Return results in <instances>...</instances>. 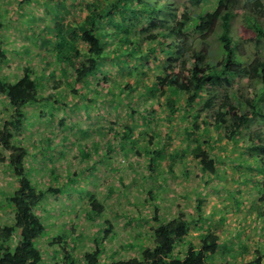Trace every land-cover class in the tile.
Listing matches in <instances>:
<instances>
[{
    "label": "rangeland",
    "instance_id": "374dc122",
    "mask_svg": "<svg viewBox=\"0 0 264 264\" xmlns=\"http://www.w3.org/2000/svg\"><path fill=\"white\" fill-rule=\"evenodd\" d=\"M58 1L63 8L55 6L54 0H0V50L6 56L0 62V77L13 80L30 62L45 98L25 106L24 125L13 132V139L27 150L26 171L34 186L60 188L56 194H46L36 208L42 224V234L36 240L43 254L40 264H61L62 247L81 262L83 253L94 248L96 241L102 248L99 264L137 256L151 243L155 208L162 219L178 212L197 218V196L205 199L203 218L190 223L185 239L176 244L174 253L183 252L187 242L200 233L213 231L220 238L216 261H252L257 243L264 248L258 242L264 236V230L259 231L264 223L255 220L260 205V175L248 166L254 164L249 150L240 141L231 145L223 137L210 144L201 141L205 153L219 158L214 176L201 172L184 128L190 126L193 113L201 118L213 110H201V98L192 108L180 106L171 125L166 122L160 104L163 97L158 92L151 94L148 85L155 81L157 63L164 60L167 52L142 58L138 50L117 59L112 52L115 41L108 38L100 59L101 71L72 86L73 64L59 65L53 56L54 44H42L40 40L51 36L47 27L56 22L66 32L74 30V39H67L78 53L69 50L68 54L75 65H80L86 48L76 25L95 0ZM213 1L168 0L157 23L171 25L184 10H199ZM259 1L262 4L257 7L253 0H227L234 12L230 30L237 42L236 56L246 62L257 53L264 56V42H257L243 21L244 15L250 14L264 27V0ZM136 24L129 35L140 37L141 48L157 42L158 25L150 26L149 19L143 17ZM190 33L188 38L198 42L195 32ZM215 35L209 36L205 45L218 51ZM173 40L170 36L164 44ZM123 90L127 92L124 96ZM262 91L260 80L248 81L245 76H233L232 84L225 90L229 100L240 93L262 99ZM48 93H52L51 98ZM176 101L184 103L180 94ZM10 110L6 98L0 95V125ZM120 128L128 129L124 138L127 144L120 142ZM207 129L209 137L214 136L212 127ZM257 129L264 134V117L250 123V131ZM185 145L188 148L181 153ZM0 154L5 157L0 161V222L12 223V209L5 196L15 189L16 183L7 163L8 152L0 148ZM92 201L102 206L101 211L91 209Z\"/></svg>",
    "mask_w": 264,
    "mask_h": 264
},
{
    "label": "trees",
    "instance_id": "16d2710c",
    "mask_svg": "<svg viewBox=\"0 0 264 264\" xmlns=\"http://www.w3.org/2000/svg\"><path fill=\"white\" fill-rule=\"evenodd\" d=\"M167 2L168 0L92 1L88 12L76 25L79 39L85 43L86 48V57L80 65H75L73 58L70 59L68 54L69 50L78 53L72 41L67 39V36L74 39V30L66 32L62 24L56 22L47 27L52 37L41 38L40 42L54 44L53 56L59 65L69 62L73 64L72 86L86 81L96 71H101L100 59L109 41H115L112 52L113 57L117 59L121 55L134 54L138 50L142 58H147L155 52L158 55L167 52L164 60L157 63L159 72L155 81L148 85L151 94L158 92L163 97L160 104L163 105L164 119L171 125L174 113L180 106L189 109L194 107L199 99H204L201 110L212 109V113L201 118L198 113H193L189 118L190 126L184 128L192 141L191 152L197 158L201 172L214 176L217 173L219 158L205 153L199 143L203 141L210 144L223 137L231 145L239 141L245 145L249 155L254 157V164L248 166L260 175V205L255 220L256 223H264V134L262 129L249 130V125L255 118L264 117V97H246L240 93L229 100L225 92L232 84L233 76H245L248 81L260 80L264 87V56L257 53L247 62L246 59L236 56L237 42L230 30L234 12L233 6L228 4L227 0H214L210 6L204 5L199 10L186 9L175 23L159 26L157 17L165 12ZM253 3L257 7L262 4L259 0H253ZM54 4L63 8L58 0H54ZM141 17L149 19L150 26H159L156 32L157 42L144 48L139 46V36L129 35L130 28L135 27ZM243 21L251 29L253 38L259 43L264 42L263 25L250 14H245ZM191 31L199 37L198 42L188 38ZM214 34L219 43L218 51L205 45V40ZM170 36L174 37L173 42L164 44ZM39 37L42 36L37 39ZM5 57V53L0 50V62ZM174 63L181 68L176 67ZM61 68L62 72H65L62 65ZM18 73L13 80L0 77V95L6 98L11 109L0 125V148L8 152L7 163L16 183L15 189L5 196L12 209L13 222H0V264H40L43 254L36 240L42 234V224L41 215L36 208L46 194H56L60 188L55 185H47L44 189L34 186L26 171L27 150L24 145L13 139V132L20 130L24 125L25 106L45 99L40 94L38 76L33 73L30 62L22 66ZM126 85L132 87L130 84ZM110 93L113 97L114 93L111 90ZM126 93L122 91L123 96ZM179 94L184 103H177L176 97ZM261 94H264V91ZM51 96L52 93H48V97ZM52 104L53 101L50 102V105ZM208 126L213 129L212 137H209ZM119 132L120 142L127 144L124 138L128 129L120 128ZM244 135H247L246 138ZM187 148L186 145L182 147L181 153ZM4 160L5 157L0 154V161ZM204 203L205 199L199 196L195 198L197 218H189L183 212H178L174 217L162 219L158 208H155L152 216L155 226L151 228L150 245L144 246L137 256L111 260L107 264H230L228 261H216L220 238L213 231L200 233L193 241L187 242L183 252L174 253L176 244L185 239L190 223L203 218L201 212ZM90 206L94 211L102 209L96 201H92ZM262 230L264 226H260L259 231ZM106 232L107 229L104 230V233ZM258 242L263 243L264 247V236H260ZM60 252L61 264H99L102 248L96 241L94 248L83 253L81 262L72 251L62 247ZM263 259L264 248L257 243L254 259L247 264H263Z\"/></svg>",
    "mask_w": 264,
    "mask_h": 264
}]
</instances>
